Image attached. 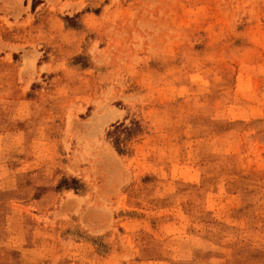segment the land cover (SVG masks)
Segmentation results:
<instances>
[{"label": "rangeland", "instance_id": "obj_1", "mask_svg": "<svg viewBox=\"0 0 264 264\" xmlns=\"http://www.w3.org/2000/svg\"><path fill=\"white\" fill-rule=\"evenodd\" d=\"M0 264H264V0H0Z\"/></svg>", "mask_w": 264, "mask_h": 264}]
</instances>
